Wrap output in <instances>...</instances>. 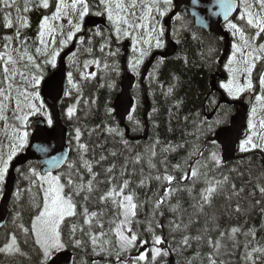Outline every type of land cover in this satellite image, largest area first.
Wrapping results in <instances>:
<instances>
[{"label":"snow or ice","instance_id":"snow-or-ice-1","mask_svg":"<svg viewBox=\"0 0 264 264\" xmlns=\"http://www.w3.org/2000/svg\"><path fill=\"white\" fill-rule=\"evenodd\" d=\"M5 7H12L9 0H2ZM29 0H25L23 11H29ZM195 5L197 0H191ZM244 7L238 11V20L244 24L231 22L228 28L232 35L239 34L241 43L232 45L234 51L229 59V71L232 72L233 79L227 84H223L228 94L233 98H238L245 90H251L253 83L251 75L258 62L264 61V0H242ZM173 0H95L90 4L89 0H55V11L51 17L45 15L42 17L38 31V46L34 49V54L29 51L27 38L21 39L20 27H26L27 23L20 25L16 29L14 36H4L3 43L0 47V119L7 120L4 115L9 104H14L13 118L19 121V127L12 125L13 139L16 143L13 150L5 159L0 156V192L5 182V177L9 170V164L18 150H23L28 142L27 128L30 116L40 113L45 109L43 100L40 98L39 87L44 78L43 65H56V57L59 51L45 41L46 33L52 36L57 31L52 25V21H59L65 17L68 18L72 30L66 34V39L61 40V44H67L71 41L76 33L83 30L85 17L90 14L92 8L98 9L94 12L96 16L106 17L111 31L109 32L105 44L100 47V52H105L108 48V55L115 56L116 51H111L110 41L114 38L119 42L123 37H130L134 41V51L139 52V58L132 65L133 69L142 62L148 52L143 48H137L136 45L147 44L149 48L154 45L156 48L163 46L161 37L163 36V26L159 23L157 17L167 15ZM34 6L48 9L50 0H34ZM224 7V19L228 20L229 12L235 9L234 0H222ZM19 11V9H17ZM10 14H5V27L11 28L12 21L9 19ZM213 15H216L213 13ZM75 18V19H73ZM247 29V31H246ZM147 34V39L144 38ZM60 35H65L60 27ZM96 36H103L99 28L93 33ZM80 43L83 44L84 38L79 37ZM16 41V46L13 42ZM54 37L51 44H55ZM90 43V41H89ZM89 53L91 47L87 48ZM237 54L241 59L237 60ZM75 55V54H73ZM38 57L43 60L38 62ZM164 58L161 57V61ZM91 63L99 66L100 61ZM87 63L85 67H87ZM104 67L108 65L105 63ZM236 73L245 74L247 81L241 85L236 81ZM94 75V73L89 74ZM87 78V77H85ZM69 83L72 82V73H68ZM261 94L256 96V100L264 107V73L259 76ZM172 88H169V93ZM36 101H39V106ZM210 103L215 104L214 98ZM27 109V111H25ZM75 107L67 109L68 118L75 114ZM47 116V123L52 124L51 114L46 111L43 113ZM198 115V114H197ZM129 120L132 116L128 117ZM187 120V117H185ZM209 123L207 118L201 120L197 125V132L203 134L205 129L210 131L214 123ZM109 133L121 135L116 128H108ZM82 133L79 128L75 129L76 147L80 159V168L75 163L68 165L69 171L65 174L57 173L53 175L51 171L44 173L38 172L35 168H29L30 176L26 177L31 180V184L38 188L37 196L32 197L31 206L36 209V213L31 220L30 226L26 227L22 222L20 210H16L13 216V223L16 224L20 237L16 232L9 233L6 241L0 245V254L7 257L27 256L21 244L27 245L29 239L37 246L40 256V264H58V259L54 260V255L66 247L62 239L61 225L66 218L77 217L82 223H73L71 225L68 239L74 248H86L89 244L91 252L94 255L101 256L105 259V264H109L107 257L115 255L116 264H140L141 261H147L149 250L141 251L136 257L123 259L124 253L137 247L143 248L149 244V241L140 239L137 232L133 231V223H139L136 220L137 213L144 206L145 201H141L137 188L146 186L150 180L160 182V187L164 188V194L160 196L155 194V199L147 201L151 204V218L148 220L147 231L152 234V247L150 249L152 256L149 264H154L157 257H164L173 250L157 247L164 244V237L156 234V229H163L164 225L160 224L157 217L164 216V207L175 215V219L168 221L169 235L180 233L181 239L177 242L179 247L187 249L192 247L193 243L197 249L201 246L206 247L208 251L201 258L199 250L196 251L194 259H200L201 264H231L230 257L241 249L239 261L240 264H264V244L256 239L257 229L255 227L244 228L243 225H230L221 228L220 220L227 215L232 220L231 213L238 216H246L248 208L244 202H249L250 207L259 206L261 214H264V171H258L255 175L252 170L248 171V180L244 181L245 172L240 170L239 162L237 167L228 169L227 173L220 171L219 175L213 172V169H222L224 160L217 151H210L205 157L204 152L200 150L198 144H192L191 151L181 161L169 166L166 158L160 161L163 165V171L153 162L157 156L154 146L148 151V166L155 170L156 175L151 172L144 176L141 170V178L135 184L132 177L135 176V165L140 164L143 157L136 154L131 159L125 158L124 162L117 166L116 163L109 161V156L101 154L98 159L88 160L85 155L89 151L86 143H80ZM199 137H197L198 139ZM127 146L128 142L123 141ZM159 144L157 140L155 142ZM215 141L212 144L215 145ZM184 148V144H169L162 149L164 153L176 152ZM239 151L248 153L259 151L264 153V116H258L257 108L251 109L248 119V131L245 138L239 143ZM113 158L117 156L115 151L109 153ZM193 157H198L193 159ZM108 162L107 167L103 163ZM129 164L133 165V170L129 171ZM95 166H100V171H94ZM84 170L88 179L85 180ZM179 173V176H177ZM235 174L234 176L232 174ZM63 176V179H62ZM187 181V183H183ZM166 185V186H165ZM198 185H201L197 188ZM67 190V191H66ZM29 192L32 191L30 187ZM186 192L189 196L190 203L185 208L178 194ZM195 193V194H193ZM259 195V198L257 197ZM20 197V191L17 190L16 198ZM176 202L172 203L173 198ZM254 200V203L251 201ZM222 202V203H221ZM80 211H77V208ZM94 206V210H90ZM164 206V207H162ZM191 209V211H189ZM185 217L187 219L185 220ZM203 219L202 226L197 230L196 235H191V228ZM107 224V229L105 225ZM264 230V224L261 225ZM80 233V237L77 233ZM242 236L243 241L238 237ZM86 237V239H85ZM93 264H96L94 261ZM188 264H193L192 260Z\"/></svg>","mask_w":264,"mask_h":264},{"label":"trees","instance_id":"trees-1","mask_svg":"<svg viewBox=\"0 0 264 264\" xmlns=\"http://www.w3.org/2000/svg\"><path fill=\"white\" fill-rule=\"evenodd\" d=\"M54 2L55 0H50V7L48 9H43L35 7L34 0H29V11L25 12L23 11L25 0H14V3H12L11 0L10 3H12V7H5L2 0H0V45L3 43L2 38L4 36H14L16 29L26 22V27H20L21 39L27 38L29 51L34 54V49L39 44L37 36L39 24L43 16L47 15L51 17L52 13L55 11L53 6ZM89 2L90 4H94L95 0H89ZM252 2L253 0H248V3ZM243 7L244 4L241 0V9ZM173 8L174 4L164 18L169 15ZM17 9H19V11H17ZM97 10L96 8H92L88 16L101 18L107 22V26L97 27L104 35H93L97 28L89 29L86 36L83 37L85 42L81 44L79 40L75 55L71 56L67 61L68 73H72V83L69 85L67 98L61 113L64 123L70 131L68 145L71 150V155L67 166L60 173H67L70 163H75L76 166L80 168V159L76 147L77 142L75 140L76 128H79L82 133L80 143H86L89 146V151L85 155V159H98L101 154H104L109 156L110 162L116 163L119 167V165L124 162L125 158L131 159L136 154H141L143 157L141 163L134 166L136 173L135 176L132 177L134 186L141 178V170L144 176H148L150 172L152 175L158 174L155 170L149 168L147 162L148 149L140 148L142 145H149V148L154 146L157 156L153 158V162L157 164L161 172L163 171V165L160 164L162 159L166 158L169 166L176 164L187 156L188 152L191 151L192 144H198L200 150L204 152L205 157L209 155L210 151H217L219 155L223 157L222 147L218 142L217 133L224 127L230 125L231 118L235 116L237 112L233 104L223 105L221 103L223 99L221 95L218 92H214L212 89V78L219 72V62L225 51V42L214 35L197 29L194 21L189 16H177L173 21V39L179 45L178 53L175 57L168 60L163 59L161 61V58H158L144 84L141 83L142 71L137 72V66L133 69L132 64H130L139 58V54L134 51V46L132 45L128 60V69L131 74L137 77V83L132 91L135 105L130 115L132 119H127L126 125L124 126L115 119L114 103L122 92L124 74L123 43L126 42V39L122 38L117 42L113 38L110 41V50L116 51L118 49L117 55H108V48H105V52L101 53L100 47L105 44L107 36L111 31V26L106 17L94 15V12ZM5 14H10L9 19L12 21L13 25L11 28L5 27ZM87 17H85V19ZM85 19L83 22V30L78 34L84 32ZM233 22L241 25L244 24L243 21L238 20V16ZM185 24H187V26H184ZM161 25L164 26L163 21H161ZM67 33L68 29L64 31L65 35L63 36L66 37ZM128 39L132 44L134 43L132 38L129 37ZM72 42L73 41H68L67 44L61 48V51L66 50L70 44L72 46ZM16 43L17 42L14 41L13 46H16ZM89 47L92 49L90 53L86 51ZM141 47L144 48V46ZM0 51H3L2 47H0ZM40 60H43V57H38V62ZM97 60L100 61L99 66L95 63H91ZM86 63L88 65L87 67H85ZM105 63L108 65L107 68L104 67ZM259 65L263 69L264 61L259 63ZM56 66L57 64L55 66L51 64L42 66L44 78L40 84L39 91L42 83L55 72ZM262 69L257 73L254 72L252 77L253 83H257V79L260 74L263 73L264 69ZM92 73H94V75H89ZM169 88H172L170 93ZM147 98H149L151 103L148 117L150 126L149 140L131 142V138L142 137L146 134L144 115ZM211 98H214L215 104L210 103ZM73 106L76 111L74 116L70 119L67 116V109ZM213 114V118L209 119ZM41 116L43 117L44 115L31 116L25 130H29L31 120ZM6 117V123L1 128V130H3V136L1 137L4 139V144L12 140L9 137V135L12 136L13 134V128L11 126H18L16 120L13 118V113H11V115H6ZM185 117H187V120H185ZM205 118H207L209 123H213L217 120L220 122L214 123L210 131L205 129L203 134L198 133L197 125ZM110 127L116 128L122 133V136L109 133L107 129ZM127 128L130 130L129 137L127 135ZM197 137L199 138L197 139ZM157 140L160 142L159 144L155 143ZM123 141L128 142L127 146ZM212 141L216 142L215 145L212 144ZM170 143L173 145L184 144V148L172 153L162 152V149ZM27 144L24 146L23 150L18 151L17 155L25 152ZM0 147L4 149V145ZM112 151L117 153L115 158L109 155ZM197 158L198 157H193V159ZM238 163L240 170L245 172L244 179L248 180L249 169L252 170L254 175L258 171H264V153H260L259 151L239 153L234 162L224 164L222 169H213V172L217 175H219L220 171L227 173L228 169L237 167ZM107 166L108 162H104L103 167ZM128 167L131 172L133 170V165L129 164ZM29 168H35L40 172L41 165L37 162L30 163L17 171V184L9 208V219L6 226L0 229V245L6 241L9 233L16 232L18 237L21 235L16 224L13 223V216L16 210H20L22 213V219L17 223L22 222L26 227L30 226L31 220L36 213V209L31 206L32 197L37 196V199H40V196L37 195L38 188L31 184L29 178H26L30 176ZM80 170L81 173L84 174L85 180H87V174L84 173L82 168ZM100 170V166L94 167V171ZM232 175L234 176L235 174L233 173ZM177 176H179V173H177ZM183 183L186 184L187 181ZM237 183L239 184V180ZM200 186L201 185H198L197 188ZM30 187L32 188L31 192L28 191ZM17 190L20 191L18 200L16 198ZM137 192L140 200L145 201V203L143 208L137 213L136 220L139 221V223L134 222L132 228L134 232L139 234L140 239L149 241V244L143 247L145 250H149L148 260L140 262V264H149L152 256L150 251L152 247V234L147 231V222L151 218V204L147 201H149L150 198L155 199L156 193L162 196L164 194V188L160 187V182L150 180L146 186L137 188ZM1 196L2 193L0 194V197ZM178 196L184 207L188 208L190 203L188 194L183 192L179 193ZM175 202L176 198L174 197L172 203ZM244 204L245 207L248 208V214L246 216H238L231 213L230 215H232L233 218L229 220L228 216L225 215L220 220V226L221 228H225L230 225H243L245 229L248 227H255L258 230L256 239L261 244H264V230H261V225L264 224V214H261L259 206L253 208L250 207L249 202H244ZM93 209L94 207L92 209L90 208V210ZM77 211H80L79 206ZM189 211H191V209H189ZM157 219L164 227L163 229L157 228L156 234L163 236L165 240L164 244L158 245L157 247L163 249L171 248L173 250L169 251L167 256L157 257L154 264H166L171 256H175L180 264H188L189 260H192L193 264H201V260L194 259V257L196 251L199 250L202 258L208 251L206 247L201 246L197 249V245L193 243L192 247L182 249L177 243L181 239V234L174 233L172 236L169 235L167 227L168 221L175 219V215L164 207V216L157 217ZM186 219L187 217H185V220ZM65 221L62 227V239L66 244L64 250H70L74 253L75 264H80L81 260H83V264H93L94 261L96 264H105V259H102L101 256L92 254L91 246L81 249L74 248L71 245L68 239L71 225L73 223H82V220H79L77 217H70ZM202 224L203 219L201 218L200 223L192 226L190 234L196 235L197 230ZM77 236L80 237L79 232ZM238 239L243 241L242 236H239ZM139 243L138 240L137 247L124 253L122 258L130 260L132 257L139 255V250L141 249ZM88 247L89 250L87 252ZM21 248L24 252L28 253L27 256L17 255L6 258L3 254H0V264H40L41 258L38 254L37 246L32 242L31 238L27 245L21 244ZM242 251L243 249L241 247L235 255L225 257V259L230 260L231 264H240L239 257ZM106 259L109 264H116L115 255L107 257Z\"/></svg>","mask_w":264,"mask_h":264},{"label":"water","instance_id":"water-1","mask_svg":"<svg viewBox=\"0 0 264 264\" xmlns=\"http://www.w3.org/2000/svg\"><path fill=\"white\" fill-rule=\"evenodd\" d=\"M235 9L228 14V20L224 19V7L222 0H197L193 5L191 0H174V10L165 20L164 26L166 33V50L164 52L155 53L147 62L141 83L144 84L157 58L163 57L168 60L177 55L179 46L172 39V25L174 19L179 15L189 16L194 20L197 29L203 30L210 35H214L225 42V51L220 59V71L213 77V89L217 88L216 78H226L223 72L225 63L231 52V35L224 28L229 21H232L240 10V0H234ZM215 13L216 15H213ZM101 26H107L105 20L101 18L89 17L85 21V31ZM86 35V33H85ZM131 43L126 42L123 45V80L122 92L117 97L114 103L115 119L122 125H126L128 117L135 105V100L132 96L133 88L137 82V77L129 72L128 58L130 53ZM76 51V42L74 45L65 51L59 59L58 69L42 85L41 96L48 110L50 111L53 127L48 126L44 118L35 119L30 128L32 136L29 146L26 151L17 156L11 165L5 188L4 195L0 202V229L4 228L9 219V208L17 184V171L26 167L30 163H39L41 165V173L51 171L52 174L61 172L67 165L71 150L68 146L70 131L64 123L61 109L66 99L68 88L67 74V59ZM223 94L222 91H219ZM255 100L254 94H248L243 98L242 102L231 103L223 94L222 104L240 105L243 109L242 113H238L231 118L230 126L221 129L217 133V139L222 147L224 164L234 162L239 153V143L247 134V124L252 104ZM150 100H146V111L144 120L146 122V134L142 137L131 138L132 142L148 141L150 134V126L148 117L150 114ZM128 137L130 130L127 128ZM54 260L58 259V264H75L74 253L70 250H64L57 254ZM166 264H180L175 256H171Z\"/></svg>","mask_w":264,"mask_h":264},{"label":"rangeland","instance_id":"rangeland-1","mask_svg":"<svg viewBox=\"0 0 264 264\" xmlns=\"http://www.w3.org/2000/svg\"><path fill=\"white\" fill-rule=\"evenodd\" d=\"M9 2H11V0H9ZM68 2L70 3L71 2V0H68ZM173 4H174V0H173ZM165 16H163V17H157V19L159 20V23L161 24V21H163V23H164V20H165V18H164ZM73 19H75V18H73ZM52 25H53V27H55L56 29H57V31H55V32H53L52 33V36H49L47 33H46V35H45V37H44V39H45V41L46 42H48L49 43V46H50V48H52V47H54V48H56L58 51H59V55L56 57V62L58 61V58H59V56H60V54H61V52L63 51H61V48L65 45V44H61L60 42H61V40H64V39H66V37L65 36H62V35H60V27L62 26V31H63V33H64V31L66 30V29H68V32L69 31H71L72 30V28H71V25L69 24V20H68V18L67 17H65V18H63V19H61V20H59V21H52ZM184 26H187V24H185ZM182 30H183V28H182ZM228 30L231 32V34H232V31L228 28ZM246 31H247V29H246ZM79 33V32H78ZM78 33H76V34H78ZM164 35H165V33L163 32V36L161 37V39H162V41H163V46L161 47V48H156L155 47V45H154V40H153V45H152V47L151 48H149V46L147 45V44H140V45H136V47L137 48H139V47H141V46H144V48H145V50L148 52V54L147 55H145L144 56V58H143V61L142 62H140L138 65H137V72H141V70H142V67L144 66V64L146 63V61H147V59H149L150 57H151V55L155 52V51H158V50H162L165 46H166V43H165V37H164ZM13 36V35H12ZM52 37H54L55 38V40H56V43L53 45V44H51V39H52ZM58 38H60V39H58ZM124 39H126L125 41H129V37H123ZM144 38L145 39H147V34L146 33H144ZM234 38H236V44H240L241 43V41H240V38H239V34H237L236 36H234ZM74 40V38L71 40V41H73ZM133 46H134V43L132 44ZM233 51H234V49L232 50V53H231V56H230V58L232 57V54H233ZM138 54H139V52L138 51H136ZM229 58V59H230ZM239 59H241L240 57H239V54H237V60H239ZM135 61L136 60H134L132 63H130V64H134L135 63ZM229 62V61H228ZM57 64V63H56ZM50 65V64H49ZM141 65V66H140ZM230 67H234V65H229V67H227V69L229 70V68ZM230 72V71H229ZM253 72H254V70H253ZM253 72H252V75H251V79H252V76H253ZM233 73L232 72H230V76H231V80L233 79ZM235 76H236V81L239 83V84H241V85H243V84H245L246 83V81H247V77H246V75L245 74H242V73H236L235 74ZM72 83V82H71ZM71 83H69V85L71 84ZM252 83H253V81H252ZM227 84V83H226ZM41 88H42V85H41ZM223 89L227 92V90L223 87ZM251 90H253V88L251 89ZM250 90H245L243 93H241L240 94V96L238 97V98H233V97H231L229 94H228V92H227V95L229 96V97H231V98H233V99H240V98H242L245 94H247V92H249ZM39 93H40V98L42 99V96H41V89H40V91H39ZM261 94V91H260V93H258L257 92V95H260ZM43 100V99H42ZM36 103H37V105L39 106V101H36ZM45 105V104H44ZM256 107L257 108V112H258V116H264V107H262L261 106V103L259 102V101H255V104L253 105V107ZM13 107H14V104H9L8 105V107H7V109H6V111L4 112V115L6 116V115H11V113H13L12 112V110H13ZM25 111H27V109H25ZM47 112V113H49V110H48V108L46 107V105H45V109H43L40 113H36V114H34V115H32V116H36V115H44L43 113L44 112ZM46 120H47V116L46 115H44L43 116ZM31 118V116L29 117V119ZM29 119H28V121H29ZM5 123H6V121L4 120V119H0V146L1 145H4V149H3V147H0V156H3L5 159L7 158V156H8V154L13 150V146H14V144L16 143V141H14L13 140V134H12V136L11 135H9V137L13 140H10L9 142H7L6 144H4L3 143V138L1 137V136H3V130H1V128H2V126L3 125H5ZM16 124L18 125L17 127H19L20 125H19V121H17L16 120ZM12 131V130H11ZM27 131V130H26ZM28 133H29V135H28V144H27V146L29 145V142H30V136H31V131H30V128H29V130H28ZM149 145H142V147H140V148H142V149H149V147H148ZM19 151V150H18ZM18 151H17V153H18ZM239 153H241V152H239ZM16 156H17V154L13 157V159L11 160V162H10V164H9V168H10V166H11V164H12V162H13V160L16 158ZM8 172H9V170H8ZM8 174V173H7ZM53 175H56V174H53ZM6 177H7V175H6ZM6 177H5V180H6ZM247 180H245L244 179V181H239V183L241 182V183H243V182H246ZM4 184H5V182H4ZM4 184H3V187H2V191H3V188H4ZM2 193V196H3V192H0V194ZM2 196L0 197V201H1V199H2ZM256 198H259V195L257 194V197ZM252 203H254V200L253 201H251ZM94 206H90V208L92 209ZM94 210V209H93ZM68 218H70V217H68ZM68 218H66V219H68ZM66 222V221H65ZM63 225L64 224H62L61 225V232H62V227H63ZM105 228L107 229V224L105 225ZM88 246H90V244L88 245ZM88 250H89V247L87 248V252H88ZM61 251H64V249L63 250H61ZM61 251H59L58 253H56L55 255H54V257L57 255V254H59ZM141 251H145V249L144 248H141L140 250H139V253L141 252ZM80 264H83V260H81V262H80Z\"/></svg>","mask_w":264,"mask_h":264},{"label":"flooded vegetation","instance_id":"flooded-vegetation-1","mask_svg":"<svg viewBox=\"0 0 264 264\" xmlns=\"http://www.w3.org/2000/svg\"><path fill=\"white\" fill-rule=\"evenodd\" d=\"M225 28H226L227 31H229V30H228V26H226ZM229 32H230V31H229ZM84 33H85V30H84V32H82L81 34H77V36H75L73 42H77L76 44L78 45L79 37H85V36H86V35H83ZM230 34H231V32H230ZM231 36H232V45H233V44L236 42V38H234V36H233L232 34H231ZM73 42H72V43H73ZM232 45H231V48H232V50H233ZM164 49H165V47L162 49V51H163ZM232 50H231V53H232ZM230 56H231V54H230ZM230 56H229V58H230ZM229 58H228L227 62L225 63V67H224V70H223V72L226 74V78H225V79H221V78H219V77L216 78L217 88L219 89V91H222L223 94H225V95H226L227 92L223 89L222 85L228 83V82L231 80L230 72H229V70H228L227 67H226V65H228ZM259 63H262V61H261V62H258V63L256 64V67H255V69H254V72H256V73L259 72V71L262 69V67L259 65ZM263 69H264V67H263ZM263 69H262V70H263ZM219 71H220V70H219ZM254 72H253V74H254ZM263 73H264V70H263ZM217 74H218V73H217ZM213 77H214V76H213ZM252 77H253V76H252ZM212 79H213V78H212ZM255 79H256V78H255ZM252 80H253V79H252ZM212 89H213V80H212ZM213 91H214V92H218V93L221 95V98H223V94H222L221 92H219V91H215L214 89H213ZM260 91H261V87H260V84H259V78H258V79H257V83H253V90H250L249 92H247V94L254 93V94H256V96H257V92L260 93ZM247 94H245V95H247ZM245 95H244V96H245ZM244 96H243L242 98L238 99V102H242ZM234 101H235V100H234ZM234 106L236 107V110H237L236 114L241 113V112L243 111V109H242V107H241L240 105H234ZM212 118H213V117H210L209 119H212Z\"/></svg>","mask_w":264,"mask_h":264}]
</instances>
